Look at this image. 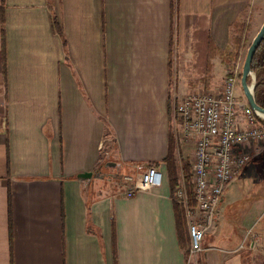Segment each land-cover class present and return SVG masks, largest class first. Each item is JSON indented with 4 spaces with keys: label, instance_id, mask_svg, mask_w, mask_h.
Listing matches in <instances>:
<instances>
[{
    "label": "crops",
    "instance_id": "0c3cea01",
    "mask_svg": "<svg viewBox=\"0 0 264 264\" xmlns=\"http://www.w3.org/2000/svg\"><path fill=\"white\" fill-rule=\"evenodd\" d=\"M261 3L0 0V264H114L113 229L116 264H200L177 241L164 160L170 140L175 155L190 144L174 108L187 66L210 79L207 93L219 90L226 63L216 56L206 76L197 47L210 37L225 51L232 26ZM172 70L182 81L173 88ZM102 153L125 174L157 167L162 185L124 198L122 181L101 180ZM214 229L202 253L236 252L216 247Z\"/></svg>",
    "mask_w": 264,
    "mask_h": 264
},
{
    "label": "built area",
    "instance_id": "2783aa9c",
    "mask_svg": "<svg viewBox=\"0 0 264 264\" xmlns=\"http://www.w3.org/2000/svg\"><path fill=\"white\" fill-rule=\"evenodd\" d=\"M236 71L223 79L215 93H190L175 104L183 139L192 146L191 184L195 207H190L182 184L175 200L183 207L189 236V255L204 251L203 241L215 224V211L226 187L251 160L264 137L263 121L235 95ZM163 173L154 166L136 164L121 176L126 199L159 188Z\"/></svg>",
    "mask_w": 264,
    "mask_h": 264
},
{
    "label": "rangeland",
    "instance_id": "374dc122",
    "mask_svg": "<svg viewBox=\"0 0 264 264\" xmlns=\"http://www.w3.org/2000/svg\"><path fill=\"white\" fill-rule=\"evenodd\" d=\"M260 1L262 3L259 4L257 11H250V13L241 16L230 34L229 46L238 49L240 57L235 63H226L224 77L230 72L236 71L239 82L235 88V95L242 103H247L240 86L242 66L247 49L264 22V0ZM188 70V73H191V75L187 78L185 74L182 78V80L185 79L183 82L175 81L173 79V70L170 72L172 88L175 84L182 82L184 86L188 87L187 95L190 93L206 92V84L201 80L204 76L197 69L194 71L191 66H187L185 71ZM214 71L215 79L219 78L220 80L223 75L219 63H215ZM200 76L202 77L199 80ZM209 81L210 79H207V86L210 85ZM191 148L192 146L188 145V147L180 150L179 155L178 153L175 155V146L174 156L175 158L177 156V160L174 159L180 177L183 175L182 168L185 163L189 164L191 172ZM252 154H259L258 156L261 157H253L244 167L242 173L226 187L222 195L223 201H221L215 211V234L213 235V239L216 241V247L223 248L235 245L238 249L234 253L211 251L207 252L208 254L189 255L190 258H192L191 256L196 257L200 264H218V261H223L224 257H237L241 264H264V137L258 144L257 151ZM102 155L99 169L101 170V180L104 183L110 182L116 188L115 186H120L121 176L125 174L126 170L122 166L107 167L106 163H104L106 156L104 153ZM252 242H255L254 249L250 247ZM222 250L228 251L229 249ZM216 254L219 255L218 259L215 256ZM188 260L190 261V259Z\"/></svg>",
    "mask_w": 264,
    "mask_h": 264
},
{
    "label": "trees",
    "instance_id": "16d2710c",
    "mask_svg": "<svg viewBox=\"0 0 264 264\" xmlns=\"http://www.w3.org/2000/svg\"><path fill=\"white\" fill-rule=\"evenodd\" d=\"M175 0H171V6L174 7ZM51 22L54 30L56 33L61 35L62 33V27L58 23L55 16L52 15ZM236 25V24H234ZM234 26H232L233 28ZM237 43V41H236ZM198 50V69H201L203 73L206 74V76H210L211 70H212V64L211 61L216 56H219V58L222 60V62H237L238 58L240 57L239 50L231 48L228 46V48L220 52L216 49L214 44L211 41V38H207V42L197 47ZM251 70L255 74V88H254V98L257 105H259L261 108L264 109V40L261 42L259 47L257 48L252 62H251ZM203 81L206 84L207 79L205 77L203 78ZM250 82V79H248V83ZM264 125V121H261ZM174 151H175V145L170 140L169 144V150H168V156L164 160L167 166V178H168V184H169V191L170 196L172 198L173 203V213L175 218V224H176V231H177V241L178 245L182 250H184L185 257L187 259L188 257V247H189V236L186 229V220L184 216V210L183 207L175 200L174 195L176 190L183 184L187 191V200L188 205L190 207H195L196 202L193 195V186L191 184V172H190V166L188 163H185L182 170L183 175L182 177L179 176L176 165H175V159H174ZM112 239H113V251H114V264H116V258H115V231L112 230Z\"/></svg>",
    "mask_w": 264,
    "mask_h": 264
},
{
    "label": "water",
    "instance_id": "95a60500",
    "mask_svg": "<svg viewBox=\"0 0 264 264\" xmlns=\"http://www.w3.org/2000/svg\"><path fill=\"white\" fill-rule=\"evenodd\" d=\"M263 40H264V22L247 49L244 63L242 66L240 86L242 88V92L248 106L260 119L264 121V109L261 108L259 105H257V103L255 102L254 88L256 82H255V74L251 70V62L253 56ZM248 79H250L249 83H248ZM106 166L115 167L118 166V164L107 163ZM77 177L80 179H90L91 173L79 174Z\"/></svg>",
    "mask_w": 264,
    "mask_h": 264
}]
</instances>
